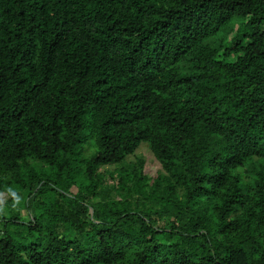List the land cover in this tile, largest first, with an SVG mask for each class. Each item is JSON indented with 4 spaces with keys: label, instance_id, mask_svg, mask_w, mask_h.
<instances>
[{
    "label": "trees",
    "instance_id": "trees-1",
    "mask_svg": "<svg viewBox=\"0 0 264 264\" xmlns=\"http://www.w3.org/2000/svg\"><path fill=\"white\" fill-rule=\"evenodd\" d=\"M0 193V264H264V0H0Z\"/></svg>",
    "mask_w": 264,
    "mask_h": 264
},
{
    "label": "rangeland",
    "instance_id": "rangeland-1",
    "mask_svg": "<svg viewBox=\"0 0 264 264\" xmlns=\"http://www.w3.org/2000/svg\"><path fill=\"white\" fill-rule=\"evenodd\" d=\"M141 158L144 160V171L149 176L153 177L157 174L159 169L161 168L160 162L155 158L151 150L148 148L146 143H142L140 147L137 149L136 154L129 156V160H137ZM8 198L7 194L0 193V204H3Z\"/></svg>",
    "mask_w": 264,
    "mask_h": 264
}]
</instances>
